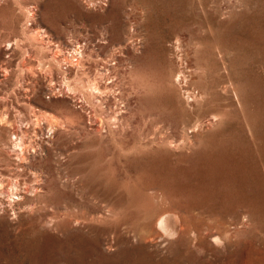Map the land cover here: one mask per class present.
I'll return each instance as SVG.
<instances>
[{
    "label": "rangeland",
    "instance_id": "374dc122",
    "mask_svg": "<svg viewBox=\"0 0 264 264\" xmlns=\"http://www.w3.org/2000/svg\"><path fill=\"white\" fill-rule=\"evenodd\" d=\"M79 46L118 56L98 130L32 102ZM0 115V264H264V0H0Z\"/></svg>",
    "mask_w": 264,
    "mask_h": 264
},
{
    "label": "bare ground",
    "instance_id": "6f19581e",
    "mask_svg": "<svg viewBox=\"0 0 264 264\" xmlns=\"http://www.w3.org/2000/svg\"><path fill=\"white\" fill-rule=\"evenodd\" d=\"M135 23V22H134ZM45 30V29H44ZM43 38V37H42ZM104 38V37H103ZM91 39V38H90ZM140 40V39H139ZM179 42V41H178ZM16 44V43H15ZM48 44V43H47ZM77 46V45H76ZM177 46V45H176ZM50 47V46H49ZM52 48V47H51ZM60 48V47H59ZM124 48V47H123ZM92 49V48H91ZM83 50L82 46L80 48L76 47L72 52L70 53H66V54H62V55H58L57 52H54L52 58H51V65H53L51 67V69H49V75L47 77H45L43 80L39 79V77H36V79L34 80V85L33 86V92H34V97L36 99H32V102L35 101L41 105H46L47 103L43 100L44 98L42 97L44 93L47 94H51V96L53 97L55 94L57 95V93L61 96L65 95V97L67 96L68 99L64 100L63 102V108L64 107H68V103L71 100H78L77 98H81V100H83V102L89 107L91 108V111L93 112L91 114V116L88 118V122L91 124H94L90 127H92V129L94 130H98V126L101 124V119L103 118L102 114L104 113H109L107 114L108 116L112 113H114L112 110L115 111L114 107H113V99L118 96L119 94H117L115 91V86L116 83L118 82L117 80H115L116 78L114 77V74L116 73V60H117V54H115L114 52L111 55V58L109 57V59L102 61L100 63H98L97 61L99 60H94V61H87L85 62L84 57H83ZM96 50V49H95ZM117 51V50H116ZM61 52V50H60ZM86 52V51H85ZM117 53V52H116ZM126 54V53H125ZM52 55V54H51ZM141 56V55H140ZM26 59V58H25ZM132 60V59H131ZM135 60V59H134ZM126 61V60H125ZM33 62V61H32ZM29 65V64H28ZM33 65V64H32ZM64 66V69H61ZM49 67V68H50ZM126 68V67H125ZM46 69V68H45ZM186 71V70H185ZM126 72V71H125ZM48 74V72H46ZM45 73V74H46ZM122 73V72H121ZM46 74V75H47ZM113 74V75H112ZM183 74V73H182ZM45 75V76H46ZM112 75V76H111ZM116 75V74H115ZM42 76V75H41ZM26 78V77H25ZM41 78V77H40ZM32 79V78H31ZM108 79H111L110 81H108ZM117 81V82H116ZM129 81V80H128ZM25 82V81H24ZM123 82V81H122ZM133 82V81H132ZM124 83V82H123ZM126 83V82H125ZM131 83V82H130ZM118 85V84H117ZM22 86V85H21ZM123 86V85H122ZM27 87V86H26ZM29 87V86H28ZM185 87V86H184ZM31 88V87H30ZM140 89V88H139ZM127 90V89H126ZM189 90V89H188ZM21 91V90H20ZM144 91V90H143ZM120 92V91H119ZM117 95H116V94ZM143 93V92H142ZM147 93V92H146ZM36 94V96H35ZM25 95V94H24ZM122 95V94H121ZM124 95V94H123ZM141 95V94H140ZM33 96V95H32ZM142 96V95H141ZM25 97V96H24ZM43 98V99H42ZM121 98V97H120ZM139 98V97H138ZM198 98V97H197ZM79 99L78 102L81 101ZM118 100V99H117ZM125 100V99H123ZM61 102V101H60ZM115 102V101H114ZM136 102V101H135ZM192 102V101H191ZM31 103V101H30ZM116 103V102H115ZM34 104V103H33ZM49 104V103H48ZM138 104V103H137ZM51 105V104H50ZM49 105V106H50ZM53 105V103H52ZM118 105V104H117ZM39 106V105H38ZM116 107V104H115ZM139 107V106H138ZM134 108V107H133ZM141 108V107H140ZM57 109V108H56ZM62 109V108H61ZM67 108H65V111H60L62 117L59 116H44L47 118V122L50 125V129L54 130L59 129V130H63L62 132H64V130L67 129V127H74L76 129L82 130L83 129V123L84 121H82V116L80 114H78L75 110L73 112H68V110H66ZM122 109V108H120ZM63 110V109H62ZM71 110V109H70ZM119 110V109H118ZM135 110V109H134ZM138 110V109H137ZM59 111V110H58ZM117 111V110H116ZM152 111V110H151ZM51 112V111H50ZM98 112V113H97ZM139 112V111H137ZM56 113V110H55ZM59 113V112H58ZM117 113V112H116ZM42 114V113H41ZM45 113L43 112V114L41 116H43ZM119 114V113H118ZM117 114L114 115L113 114V119L112 121L106 122V123H110V125L115 124V119H120L119 117H121V115L119 116ZM134 114V113H133ZM3 115V114H2ZM19 115V114H18ZM37 115V114H36ZM46 115V114H45ZM49 115V114H47ZM57 115V114H56ZM156 115V114H155ZM1 116V115H0ZM40 116V117H41ZM111 116V115H110ZM116 116V117H114ZM37 117V116H36ZM39 117V118H40ZM112 117V116H111ZM110 117V118H111ZM38 118V119H39ZM105 118V117H104ZM110 118L108 117L107 119L110 120ZM161 118V117H160ZM141 119V118H140ZM41 120V118H40ZM43 120H45L43 118ZM123 120V119H122ZM160 120V119H159ZM162 120V119H161ZM166 120V119H165ZM37 122V120H35ZM154 121V120H153ZM120 122V120H119ZM174 122V121H173ZM31 123V122H30ZM102 124L103 121H102ZM117 124L118 120H117ZM121 124V123H120ZM127 125V124H126ZM41 126V125H40ZM116 126V125H115ZM139 126V125H138ZM42 127V126H41ZM106 127V125H105ZM104 127V128H105ZM119 127V126H118ZM36 128V127H35ZM101 128V127H100ZM111 128V127H110ZM114 128V127H113ZM197 128V126H196ZM85 129V128H84ZM185 129V128H184ZM59 130H57L59 132ZM68 130V129H67ZM71 130V129H70ZM105 130V129H104ZM110 130V129H109ZM114 130V129H113ZM112 130V131H113ZM26 131V130H25ZM33 131V130H32ZM27 132V131H26ZM61 132V131H60ZM87 132V131H86ZM97 132V131H94ZM109 132V131H108ZM90 133V132H89ZM38 134V133H37ZM56 134V133H55ZM69 134V133H68ZM105 134V131H104ZM103 134V135H104ZM119 134V133H118ZM85 135V134H84ZM110 135V134H108ZM151 135V134H150ZM37 136V135H36ZM98 136V135H97ZM105 136V135H104ZM24 136H16L15 139H13V144L14 147H16L17 150V154L23 155L25 154L24 151L26 152L25 149L28 150V148H26V144L27 142L24 140L23 138ZM102 137V136H101ZM162 137V136H161ZM27 138V137H26ZM25 138V139H26ZM83 138V137H82ZM87 138V137H86ZM91 138V137H90ZM98 138V137H97ZM81 139V138H80ZM163 139V138H162ZM37 140V139H36ZM113 140V139H112ZM161 140V139H160ZM50 141V140H49ZM82 141V140H81ZM30 142V141H29ZM33 142V141H32ZM170 142V141H169ZM26 143V144H25ZM35 143V142H34ZM38 143V142H37ZM29 145V143L27 144V146ZM36 145V144H34ZM30 146H33L32 144H30ZM29 146V149H30ZM42 146V145H41ZM82 146V145H81ZM34 148V147H33ZM74 148V147H73ZM75 149V148H74ZM38 150V149H37ZM30 151V150H29ZM28 152V151H27ZM26 152V156L28 157ZM31 152V151H30ZM64 152V151H63ZM33 153V152H32ZM69 153V152H68ZM63 154V153H62ZM80 154V153H79ZM19 155V156H20ZM31 155V153H30ZM71 155V154H69ZM17 156V155H15ZM25 156V155H24ZM110 157V156H109ZM23 158V157H22ZM26 158V157H25ZM65 159V158H64ZM75 159V158H74ZM48 160V159H47ZM31 161V160H30ZM27 163V162H26ZM62 163V162H61ZM72 163V162H70ZM69 164V163H68ZM47 166V165H46ZM64 167V166H63ZM66 168V167H65ZM70 168V167H69ZM72 169V168H71ZM39 170V169H38ZM53 170V169H52ZM74 170V168H73ZM44 171V170H43ZM42 172V171H41ZM49 172V171H48ZM51 172V171H50ZM68 172V171H67ZM73 172V171H72ZM75 172V171H74ZM43 174V173H42ZM27 175V174H26ZM30 175V174H29ZM40 175V174H39ZM60 175V174H59ZM64 175V174H63ZM62 175V176H63ZM36 177V176H35ZM51 177V176H50ZM25 178V177H24ZM28 178V177H26ZM33 178V177H32ZM41 178V177H40ZM43 178V177H42ZM54 178V177H53ZM62 178V177H61ZM67 178V176H66ZM77 179V178H76ZM25 180V179H24ZM61 180V179H60ZM78 180V179H77ZM82 180V179H81ZM3 181V180H2ZM28 181V180H27ZM46 181V180H45ZM44 181V182H45ZM50 181V180H49ZM68 181V180H67ZM39 182V181H38ZM18 183V182H17ZM17 183L14 181V183L12 185H10L11 187V195H17L18 197H22V193L20 192V188L18 189L17 187ZM54 183V182H53ZM68 183V182H67ZM3 184V183H2ZM27 183L24 182V187L28 186L26 189L28 191V188H30V190H33L34 192L36 191V189L39 187V185L37 184H29L28 181V185H26ZM40 184V183H39ZM42 184V183H41ZM52 184V183H51ZM8 187V186H7ZM44 187V186H43ZM57 187V186H56ZM65 187V186H64ZM1 184H0V192H1ZM4 189V188H3ZM2 189V190H3ZM23 189V188H22ZM25 189V188H24ZM14 190V191H13ZM20 190V191H18ZM48 191V190H47ZM43 192V191H42ZM25 193V192H24ZM2 194V193H1ZM42 194V193H41ZM33 195V194H32ZM3 196V195H2ZM10 196V195H9ZM30 198V197H29ZM23 199V198H22ZM33 199V198H32ZM40 199V198H39ZM19 202V200H18ZM24 202V201H23ZM34 202V201H33ZM44 203V202H43ZM22 204V203H21ZM28 204V203H27ZM25 205V204H24ZM36 205V204H35ZM34 205V206H35ZM21 207V206H20ZM29 208V207H28ZM34 208V207H33ZM30 211V210H29ZM163 215V214H162ZM160 224H163V219L160 220Z\"/></svg>",
    "mask_w": 264,
    "mask_h": 264
}]
</instances>
